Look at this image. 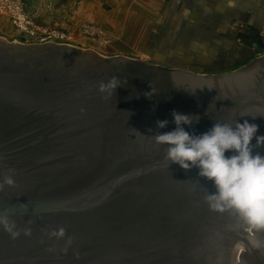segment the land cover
<instances>
[{
    "label": "water",
    "instance_id": "1",
    "mask_svg": "<svg viewBox=\"0 0 264 264\" xmlns=\"http://www.w3.org/2000/svg\"><path fill=\"white\" fill-rule=\"evenodd\" d=\"M113 77L105 99L99 86ZM173 111L202 113L207 125L185 128L196 135L244 120L264 135V49L208 76L0 40V181H15L0 189V212L21 230L0 228V264H264V229L211 211L213 183L155 142L175 129ZM61 227L63 239L50 236Z\"/></svg>",
    "mask_w": 264,
    "mask_h": 264
},
{
    "label": "rangeland",
    "instance_id": "2",
    "mask_svg": "<svg viewBox=\"0 0 264 264\" xmlns=\"http://www.w3.org/2000/svg\"><path fill=\"white\" fill-rule=\"evenodd\" d=\"M6 1L19 5L37 27L59 30L69 36L71 41L64 46L93 51L104 59L123 57L168 70L208 76L233 73L249 64H230L226 59L217 58L213 33L212 36L203 34L205 43L201 48L199 43L193 42L195 33L184 32L188 27H182L181 32H178L181 26H175L170 32L166 27L165 32L164 29L151 31L153 26L149 22L154 17L146 13L152 11L132 10L138 0H0V3ZM173 19L175 22L181 19V23L192 21L186 16L172 17L171 24H174ZM0 40L11 44H35L15 29L4 10L0 13ZM242 51L239 47L229 54L238 56ZM201 54L204 55L200 57ZM234 242L238 244L237 240Z\"/></svg>",
    "mask_w": 264,
    "mask_h": 264
},
{
    "label": "clouds",
    "instance_id": "3",
    "mask_svg": "<svg viewBox=\"0 0 264 264\" xmlns=\"http://www.w3.org/2000/svg\"><path fill=\"white\" fill-rule=\"evenodd\" d=\"M118 86V79L113 77L101 83L98 90L107 99ZM172 116L175 129L158 132L154 137L157 144L167 145V161L185 170L196 167L199 176L213 183L215 191L205 196L211 211L234 212L252 228L264 229V154L255 151L264 147V135H257L259 126L248 120L234 125L216 122L207 132L196 135L184 127L193 124L191 115L173 111ZM168 123L167 120L157 121V127L166 128ZM14 183L11 175L4 176L0 189ZM0 228L12 239L21 235L16 222L3 212H0ZM22 231L25 236L31 235L30 228ZM50 236L63 239L66 229L53 230ZM71 242L69 238L67 243Z\"/></svg>",
    "mask_w": 264,
    "mask_h": 264
},
{
    "label": "crops",
    "instance_id": "4",
    "mask_svg": "<svg viewBox=\"0 0 264 264\" xmlns=\"http://www.w3.org/2000/svg\"><path fill=\"white\" fill-rule=\"evenodd\" d=\"M143 9L152 11L146 16L154 17L149 22L153 32H162L163 29L165 32V27L170 32L175 26H181L178 28L181 32L182 27H188L184 32L195 33L193 42L199 43L201 48L205 43L203 34H214L212 43L218 52L217 58L226 59L230 64H250L261 57V50L264 49V0H138L132 8L137 11ZM184 16L192 18L191 23H181V19L175 22L173 19L174 24H171L172 17ZM166 17L170 19L167 21ZM236 33L240 34L237 36ZM239 47L243 50L240 55L229 54V51Z\"/></svg>",
    "mask_w": 264,
    "mask_h": 264
},
{
    "label": "built area",
    "instance_id": "5",
    "mask_svg": "<svg viewBox=\"0 0 264 264\" xmlns=\"http://www.w3.org/2000/svg\"><path fill=\"white\" fill-rule=\"evenodd\" d=\"M3 10L9 14L15 29L27 37V39L34 40V43L39 44H55L68 45L71 41L70 37L65 33L50 29L37 27L23 12L19 5L14 2L6 1L0 3V13Z\"/></svg>",
    "mask_w": 264,
    "mask_h": 264
},
{
    "label": "flooded vegetation",
    "instance_id": "6",
    "mask_svg": "<svg viewBox=\"0 0 264 264\" xmlns=\"http://www.w3.org/2000/svg\"><path fill=\"white\" fill-rule=\"evenodd\" d=\"M168 85V84H167ZM169 86V85H168ZM183 108H186V106H183ZM165 111V110H164ZM165 112H168V111H165ZM183 113V112H182ZM185 114H189L191 115L190 119L193 120V124L191 126H184L186 129H189V130H192V129H195V128H198V127H202V125H207L209 122H206L205 119L202 118V113H200V111H198V113H189V112H184ZM198 119H196V117ZM194 118V119H193ZM202 118V119H201ZM207 123V124H206ZM174 122H170V126L173 125Z\"/></svg>",
    "mask_w": 264,
    "mask_h": 264
}]
</instances>
